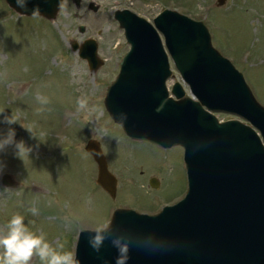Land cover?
Returning <instances> with one entry per match:
<instances>
[{
  "label": "rangeland",
  "instance_id": "rangeland-1",
  "mask_svg": "<svg viewBox=\"0 0 264 264\" xmlns=\"http://www.w3.org/2000/svg\"><path fill=\"white\" fill-rule=\"evenodd\" d=\"M126 9L151 23L167 9L202 22L214 48L243 74L264 106V0H225L222 6L219 0H64L53 21L21 17L0 0V121L15 113L16 140L33 148L23 162L12 148L0 153L6 165L0 174V234L19 214L30 231L75 256L79 233L109 223L117 209L157 215L187 194L184 150L128 138L105 107L130 51L115 19L116 11ZM90 39L97 42L102 61L97 71L72 49ZM176 83L192 97L177 71L168 85ZM81 97L87 98V109H78ZM21 126L31 127L35 138ZM8 127L0 123V132ZM92 140L100 143L116 177L115 199L97 185L98 165L86 151ZM6 175L14 186L4 185ZM154 179L158 189L151 185ZM30 264L41 262L33 257Z\"/></svg>",
  "mask_w": 264,
  "mask_h": 264
},
{
  "label": "water",
  "instance_id": "water-1",
  "mask_svg": "<svg viewBox=\"0 0 264 264\" xmlns=\"http://www.w3.org/2000/svg\"><path fill=\"white\" fill-rule=\"evenodd\" d=\"M6 1L20 15L51 21L64 2L28 0L21 8L16 0ZM90 8L98 10L94 4ZM116 19L132 50L108 90L106 109L135 141L183 146L189 192L157 216L116 211L99 252L88 244L94 232L82 231L76 249L79 264H115V236L132 242L127 264H264V107L244 76L213 47L202 22L170 10L154 20L156 28L129 10L116 12ZM160 34L198 101L179 83L172 89L176 99L170 97L166 82L172 71ZM72 49L80 51L92 71L99 69L95 40L81 47L74 43ZM215 113L237 115L254 128L236 120L220 123ZM86 151L98 165V185L115 199L117 180L100 143L90 141ZM3 183L14 186L8 175ZM151 185L158 189L160 183L154 179Z\"/></svg>",
  "mask_w": 264,
  "mask_h": 264
},
{
  "label": "clouds",
  "instance_id": "clouds-1",
  "mask_svg": "<svg viewBox=\"0 0 264 264\" xmlns=\"http://www.w3.org/2000/svg\"><path fill=\"white\" fill-rule=\"evenodd\" d=\"M28 0H16L18 7L26 8ZM38 10H33V15L37 14ZM41 103H47L46 98L41 99ZM78 109H87V98L81 97L78 101ZM95 109H93L94 111ZM4 110H0V115H3ZM19 117L12 113L10 116H4L0 123L8 125L6 133L0 132V153H6L9 148L13 149L15 158L24 161V158H30L33 148L26 145L23 140H16L15 129L12 125L18 124ZM23 127V126H21ZM28 133L35 138L31 129L23 127ZM6 165L0 161V174L4 172ZM35 215L36 210L30 209ZM111 231V224L97 226L94 235L89 236L88 244L96 252H99L106 239L107 233ZM112 246L117 250L115 264H127L129 252L132 242L124 237L115 236L111 239ZM62 245L54 247L47 242L44 234L37 235L30 231L29 227L24 222L22 215H13L6 225V231L0 234V264H30L33 257H38L41 264H79L74 254L69 251H62Z\"/></svg>",
  "mask_w": 264,
  "mask_h": 264
}]
</instances>
